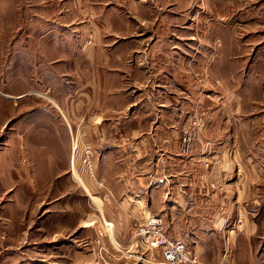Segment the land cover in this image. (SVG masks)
<instances>
[{"label": "rangeland", "instance_id": "rangeland-1", "mask_svg": "<svg viewBox=\"0 0 264 264\" xmlns=\"http://www.w3.org/2000/svg\"><path fill=\"white\" fill-rule=\"evenodd\" d=\"M63 7V0H0V90L10 94L29 90L18 102L6 100L9 120L7 129L0 130V152L5 153L6 141L7 149L15 148L20 131L15 123L27 126L38 117L40 134L53 133L48 121L65 125L68 133L66 140L64 128L59 127L61 143L55 133V144L54 136H42L33 144L38 131L34 124L20 136L15 149L19 156H0V264H151L113 259L107 231L113 235L114 225L109 222L106 229L107 214L98 197L104 190L97 194L86 184L92 169L97 175L103 170L101 139L107 136L124 138L132 156L137 152L138 156H166L165 166L176 171L170 183L180 186L199 180L203 188L198 195L205 200L209 196V204L197 207V193L190 192L193 198L186 209L168 207L163 215L170 221L165 225L170 238H180L193 253L196 243L209 247L210 264H219L213 261L229 249L224 233L237 218L255 221L264 232V0L169 3L167 19L154 23L157 31L143 35L170 44L157 49L164 59L149 67L150 79L143 90L136 86L128 90L137 101L133 109L143 106L135 115L125 110L108 118V123L116 121L119 126L110 135L106 129H95L98 119L91 122V131L85 129L90 124L85 116L77 124L60 118L65 107L59 109L49 95L32 90L38 80L43 82L48 63L55 66L56 86L63 88L58 73L67 69L64 58L80 56V46L97 39L92 29L80 32L73 27L70 33ZM76 19H71L72 25ZM79 68L72 66V75ZM91 100L86 105L93 110ZM153 123L157 129H150ZM135 125L141 133L132 137L130 128ZM123 150L119 146L112 154L119 156ZM221 200L225 208L212 207ZM124 201L134 203L129 196ZM140 203L137 217L124 209L130 220L128 240L122 243L114 235L122 245L128 244L141 212L149 213ZM158 205L159 201L153 210L157 215ZM215 212L232 220L221 228L215 226L216 231L221 229L218 234L203 220ZM90 214L85 225L102 221L99 239L93 227H78L80 218ZM187 216H196L204 224L186 228Z\"/></svg>", "mask_w": 264, "mask_h": 264}, {"label": "crops", "instance_id": "crops-1", "mask_svg": "<svg viewBox=\"0 0 264 264\" xmlns=\"http://www.w3.org/2000/svg\"><path fill=\"white\" fill-rule=\"evenodd\" d=\"M181 1L183 0H63L62 14L70 22L67 24L69 32L73 33V27L80 32L85 28L88 30L92 29L97 39L93 44L86 43L81 45L80 56L73 58L70 55L64 58L63 63L67 66V69L64 70L63 74L58 73V76L64 80L62 82L63 88L56 86L57 73L54 70L55 66L51 68L52 65L47 61V74L42 79L43 82L38 80L35 86L32 85L33 92L40 91L49 95L56 102V106L59 109L64 106L66 111L64 108L63 116H60V118L75 120L77 124L81 123L85 116L90 122L85 129L88 127L91 129V122L98 119L95 122L96 125H94L95 129H106L109 134L110 130H115L119 126L116 121L115 124H112V122L108 123V118L118 117L125 110H131L132 115H135L139 111L138 106H143L138 104L133 109L134 103H137V101L134 100L133 102L130 98L133 93L130 94L128 90L135 88V86L137 89H144L146 80L149 82L150 79L148 76L151 71L149 67L164 59L161 54H157V49L159 50L162 45L164 47H169L168 45H170L166 42L147 40L143 35L157 31L154 23L157 21L163 22L165 21L163 19H167V14L165 13L167 9L165 8L169 3L173 4V2ZM72 18H77L73 24L74 26L71 23ZM103 34H108L109 36L104 37ZM51 64L54 65L55 61ZM77 65L80 68L75 76L71 73L73 72L72 66ZM84 66L86 67L84 68ZM146 76L147 78H145ZM36 77L39 79L37 75ZM45 82H47V89L44 87ZM28 91L25 88L21 92L10 94L0 90V130L3 127L6 129L8 127L9 103L6 100L11 99L18 102L23 96L29 94ZM90 98H92L93 110H91L89 105H86L90 102ZM39 109L36 111H39ZM16 120L14 119V121ZM34 124L37 125L38 131L31 140L33 144L39 141L42 136L50 139L51 136H54L52 144H55V133L58 139L57 143H61V133L57 129L59 127L64 128V139H68L66 126H61L55 121H48V124L52 126L53 133L45 131V133L40 134V118L37 117L27 126L21 122L15 123V128L20 129L18 137L14 138L15 148L13 149L11 146L10 149H7L8 141H6L3 143L6 147L5 153L2 154L0 152V156H19L15 149H18L20 145V136L22 137L26 129ZM152 128L157 129L155 123L151 124L150 129ZM130 129L132 137H136L141 133V129L137 125L132 126ZM91 131L93 130L91 129ZM104 132L102 137L106 135ZM101 140L102 148H105L103 156L99 158L103 170L97 175L92 169L90 179L95 183L90 182L91 180H86V184L89 190L94 193H97V190L100 189L104 190L99 192L100 194L97 193L108 217L105 215L106 219H104L114 225V235L116 234L122 243L128 240L130 226V220L124 209L128 212L131 211L134 215L133 217H137L135 213L141 207L140 201L148 208L149 213L156 215L157 213L153 210L157 208V201H159L158 207L161 211L159 216L163 218L165 225L166 223L169 224L170 221L168 218H164L163 210L173 206L186 209L190 198H193V196L189 195L190 192L197 193V199L194 198V205L197 204V207L210 203L209 196L208 200H205L204 196H199L202 192L201 188H203L199 180L197 182L194 181L195 183L189 182L188 185L183 184L184 186L170 183V178L176 177L175 174H172L176 173V171H171L169 167L165 166L166 156H138V152L135 156H132V153L127 151L128 146L126 147L124 138L119 140L118 138L114 139L107 136L106 139L102 138ZM47 143H50V141ZM119 146L124 150L121 154L119 152V156H113L112 152ZM39 149L37 148L38 152ZM33 150H36V147H33ZM9 151L11 154H9ZM184 194L188 196L187 199L183 198ZM124 196H129L134 203L127 204L125 201L122 202ZM217 204H219L217 207L226 205L221 200L220 202H215L212 207ZM189 207H191L190 204H188L187 208ZM114 209L118 210V212L114 211ZM89 217H92V214L81 217L80 221H78V227L84 230L93 227L92 229H94L97 238L98 232L103 229V226H101L102 221L94 219L89 225H85ZM195 217L187 216L183 225L186 228L193 229L194 225L204 224L202 221L199 223V220H196ZM203 220H207L205 223L212 226L215 234H218L217 231L221 232V229L216 231L215 226L221 228L232 221L227 219L225 215L220 216V213L217 214L216 212L210 218ZM228 228V231L226 229L224 233V237L228 238L225 245L229 249L224 251L219 259L213 262L217 261L219 264H264V232L259 224L251 219L239 217ZM194 249L195 255L207 260V264L212 263L210 262L212 252L208 246L196 243V245L194 244Z\"/></svg>", "mask_w": 264, "mask_h": 264}, {"label": "built area", "instance_id": "built-area-1", "mask_svg": "<svg viewBox=\"0 0 264 264\" xmlns=\"http://www.w3.org/2000/svg\"><path fill=\"white\" fill-rule=\"evenodd\" d=\"M105 225L108 230L111 224L105 221ZM107 235L112 249L111 256L116 260L131 258L151 264H204L184 241L167 235L161 216L146 211L133 224L127 245L120 244L109 230Z\"/></svg>", "mask_w": 264, "mask_h": 264}]
</instances>
